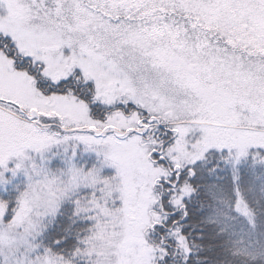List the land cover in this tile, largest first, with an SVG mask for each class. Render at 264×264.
<instances>
[{
  "label": "snow or ice",
  "instance_id": "obj_1",
  "mask_svg": "<svg viewBox=\"0 0 264 264\" xmlns=\"http://www.w3.org/2000/svg\"><path fill=\"white\" fill-rule=\"evenodd\" d=\"M0 264H264V0H0Z\"/></svg>",
  "mask_w": 264,
  "mask_h": 264
}]
</instances>
